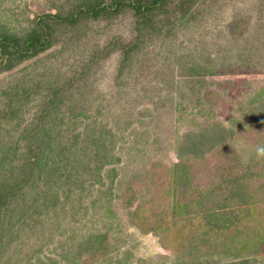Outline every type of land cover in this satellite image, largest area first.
<instances>
[{"label": "rangeland", "instance_id": "obj_1", "mask_svg": "<svg viewBox=\"0 0 264 264\" xmlns=\"http://www.w3.org/2000/svg\"><path fill=\"white\" fill-rule=\"evenodd\" d=\"M71 4L9 1L0 20L24 29L35 14H65ZM182 6L184 17L160 13L140 31L128 8L109 21L58 25L44 53L0 72L2 94L21 90L12 116L0 102V149L11 142V155L24 161L30 137H53L47 162L58 168L43 180L52 186L44 197L56 189L62 206L31 217L37 225L4 257L16 250L34 264H264V121L250 100L264 99V39L255 33L264 0ZM123 44L134 48L121 62ZM50 93L56 111L41 116ZM218 130L222 138L202 157L184 149ZM112 154L119 161L97 171ZM96 234L106 235L102 244H85Z\"/></svg>", "mask_w": 264, "mask_h": 264}, {"label": "trees", "instance_id": "obj_2", "mask_svg": "<svg viewBox=\"0 0 264 264\" xmlns=\"http://www.w3.org/2000/svg\"><path fill=\"white\" fill-rule=\"evenodd\" d=\"M9 1L13 2L14 0H0V5ZM187 1L188 0H178L175 4L174 2L171 3L170 0H73V4L69 6L70 8H68L65 14L60 11L61 8L57 9L54 13L46 12L35 14L33 18L29 19L28 27L24 29H14L13 26L11 27L9 21L0 20V72L11 71L22 62L31 60L34 57L36 58L44 53V51L55 44L53 34L58 25L79 26L81 23H89V21H98L100 19L109 21L115 17V14L128 8L133 10V14L141 19V21L136 19L138 22H136L137 25L135 26V28L140 31L141 25L148 26V20H152L154 16H157L160 13H164L163 17L166 20L174 15L176 16L177 13L184 17L187 7H183L182 4H185ZM4 10H10V7L4 8ZM8 17H12V15L10 14ZM255 33L258 34L259 37L263 36L264 39V24L256 26ZM112 44L113 43H111V45ZM255 45L258 46L257 43ZM133 46V44L132 46L129 44L121 45V62L130 57L133 52ZM110 47L111 46L109 45L105 46L106 50H108L107 52L112 51L113 48ZM261 54L262 56L259 58L260 62L258 65H263V50L261 51ZM121 62L120 64L122 65ZM89 65H91V63H89ZM227 67L228 69L232 68L231 66ZM250 67L253 66H249L248 69ZM20 91L21 90L18 91L15 87L11 93L5 91L2 94L0 92V102L5 103L2 104L1 108H8L9 116L18 112L19 108L14 106V104L20 101ZM261 94V92L258 93L255 98L250 100L256 101V105L258 103L255 107L258 110V115L262 117L261 120L264 121V99L260 100L259 97ZM55 98L56 97L51 93L50 95L45 96L44 101L41 102L42 110L39 115L42 116L50 106H54V102L56 101ZM11 104H13V106ZM52 111H56L55 107H53ZM33 129L35 130L36 128L33 127ZM48 130L49 129H46L44 131ZM107 132L109 133V130ZM216 132L217 135L209 134V132L202 134L203 138H200L193 144L190 142L184 149L192 152L194 156L198 155L199 157H202L204 152L214 146V142L222 138L221 135L223 136V134H221V131L218 130ZM34 136V138L30 137L25 145L28 149L27 153L29 156L24 161L21 159L16 160L17 153L11 155L9 150V145L12 144L11 142L8 143L6 150L5 148L3 149V152L2 149H0V264H34L30 262V259L32 258L31 254H26L28 257L26 263H23L20 256L18 257L15 255L16 250L11 251L10 257L12 255L15 256L11 262L8 263L10 257L6 258L4 256L9 245L17 239L21 232L22 234L28 233V230L37 225L36 221H31V217L40 215L43 212L46 214L48 212L53 213L56 206L55 209H52V206L56 204L59 205L60 208L62 207L59 203L56 189L53 190V195L49 196L51 198L50 200L49 197H44L47 192L51 191L52 187L50 184L45 185L43 180L50 176V173L54 168V165L52 167L48 165L47 162L50 155H53V148L51 146V138L53 137L37 141L38 136ZM100 136L101 135H98V137ZM205 142L209 143L206 148L203 147L205 146ZM76 143L77 140L75 139L68 145H62V149L67 150ZM46 152L47 154L45 155ZM69 154L70 150L69 153L66 152V156ZM41 155L44 156L41 157ZM113 158L116 162L119 161V158H116L114 154L104 155L101 159L99 158L96 163L97 171H99L100 168L111 164ZM51 161L55 163L54 158H51ZM57 168H54V170L56 171ZM112 169V171H114V167H112ZM20 170H22L21 173H19ZM61 175H65L64 178H66L63 182L67 185L71 183L70 185L73 186L74 191L76 192L77 182L76 180H70L71 173ZM95 182H97L96 178L92 180L90 184ZM66 189L67 187L65 190ZM59 192H61V187H59ZM68 192L69 188L65 194V198H67ZM25 196L28 199H25ZM51 209L52 211H50ZM106 212L112 213V209L107 206ZM30 233L28 235H30ZM105 236V234L91 235L85 241V244L97 242L96 245H100ZM37 251L39 252L38 249L35 252ZM23 259L25 261V257ZM36 260H40L39 257H36ZM117 261L119 262V260Z\"/></svg>", "mask_w": 264, "mask_h": 264}, {"label": "clouds", "instance_id": "obj_3", "mask_svg": "<svg viewBox=\"0 0 264 264\" xmlns=\"http://www.w3.org/2000/svg\"><path fill=\"white\" fill-rule=\"evenodd\" d=\"M258 151H264V149H259Z\"/></svg>", "mask_w": 264, "mask_h": 264}]
</instances>
